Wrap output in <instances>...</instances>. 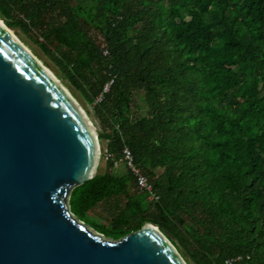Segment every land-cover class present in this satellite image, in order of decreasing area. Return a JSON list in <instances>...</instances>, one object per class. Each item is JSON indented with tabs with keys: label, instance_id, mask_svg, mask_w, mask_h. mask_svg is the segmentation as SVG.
<instances>
[{
	"label": "trees",
	"instance_id": "obj_1",
	"mask_svg": "<svg viewBox=\"0 0 264 264\" xmlns=\"http://www.w3.org/2000/svg\"><path fill=\"white\" fill-rule=\"evenodd\" d=\"M0 19L95 104L107 150L128 146L159 197L108 160L71 191L76 218L113 239L154 222L193 264H264V0H0Z\"/></svg>",
	"mask_w": 264,
	"mask_h": 264
},
{
	"label": "water",
	"instance_id": "obj_2",
	"mask_svg": "<svg viewBox=\"0 0 264 264\" xmlns=\"http://www.w3.org/2000/svg\"><path fill=\"white\" fill-rule=\"evenodd\" d=\"M7 28L0 25V264H187L154 222L113 239L70 211L71 191L98 175L101 132Z\"/></svg>",
	"mask_w": 264,
	"mask_h": 264
},
{
	"label": "rangeland",
	"instance_id": "obj_3",
	"mask_svg": "<svg viewBox=\"0 0 264 264\" xmlns=\"http://www.w3.org/2000/svg\"><path fill=\"white\" fill-rule=\"evenodd\" d=\"M1 23H4V21H1ZM21 41V43L29 50L31 51L36 58L48 69V71L54 75L56 81L60 83L62 87L66 89V91L73 97V99L78 103V105L81 107L83 112L89 116V118L92 120V122L95 123V125L98 127L100 132H102V126L97 118V115L95 114V104L89 103L85 97L82 96V94L79 92V90L72 85V83L66 78L61 72L60 69L56 66V64L50 59L43 50L40 49L38 44H36L33 36L27 35L21 27H17L16 29L9 28ZM37 41H42V39L39 37ZM144 95L140 92H135L133 97V106L134 110L133 112L137 114V116H144L147 114V107L146 104L143 101ZM100 144H101V156H100V163H99V173L105 172L106 169V157H105V151L107 149V140L104 138H100ZM124 167H121L118 169L122 171ZM82 221L85 226L89 227L92 230H95L96 232L100 234H105L104 232L100 231L99 226L97 224L104 222L103 219L97 217L94 213H89L87 217H82ZM106 235V234H105ZM166 235V234H165ZM167 236V235H166ZM178 251V250H177ZM185 261L187 264H193L188 257L186 256Z\"/></svg>",
	"mask_w": 264,
	"mask_h": 264
},
{
	"label": "built area",
	"instance_id": "obj_4",
	"mask_svg": "<svg viewBox=\"0 0 264 264\" xmlns=\"http://www.w3.org/2000/svg\"><path fill=\"white\" fill-rule=\"evenodd\" d=\"M108 52H105V55L108 56ZM113 84V80L107 83L104 87V92L107 93ZM98 101H102V97L98 98ZM105 157L108 160H113L115 167H118L121 163H124L127 168L131 171L134 175L138 188L143 191H148L147 201L156 202L159 200L158 195H156L153 191L152 185L149 183L147 176L145 175L144 169L135 163V157L128 146H125L122 150V156L120 159L115 158V156L110 153L107 149L105 151ZM241 256H235L234 258L227 259L224 264H234L241 260Z\"/></svg>",
	"mask_w": 264,
	"mask_h": 264
},
{
	"label": "bare ground",
	"instance_id": "obj_5",
	"mask_svg": "<svg viewBox=\"0 0 264 264\" xmlns=\"http://www.w3.org/2000/svg\"><path fill=\"white\" fill-rule=\"evenodd\" d=\"M0 25H3L5 28H7L6 27V25L4 24V23H1L0 22ZM7 30H9L8 28H7ZM15 37H16V35L11 31V30H9ZM17 38V37H16ZM47 69V68H46ZM47 71H48V69H47ZM52 75V74H51ZM53 76V75H52ZM55 78V77H54Z\"/></svg>",
	"mask_w": 264,
	"mask_h": 264
}]
</instances>
